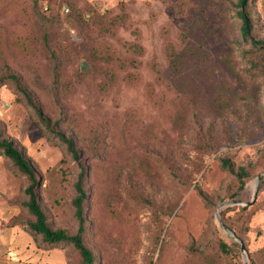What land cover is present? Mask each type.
Wrapping results in <instances>:
<instances>
[{
    "label": "rangeland",
    "instance_id": "374dc122",
    "mask_svg": "<svg viewBox=\"0 0 264 264\" xmlns=\"http://www.w3.org/2000/svg\"><path fill=\"white\" fill-rule=\"evenodd\" d=\"M232 3L0 0V77L16 76L54 130L73 139L87 170L85 243L95 264H243L237 237L248 259L264 260V78L246 59H264V0H247L251 41L261 43L252 52ZM0 131L36 167L50 228L74 232L78 162L9 82L0 86ZM222 159L233 170L254 166L232 198ZM27 185L0 155V230L17 226L35 256L18 258L0 236V262L76 264L71 248L29 235Z\"/></svg>",
    "mask_w": 264,
    "mask_h": 264
},
{
    "label": "trees",
    "instance_id": "16d2710c",
    "mask_svg": "<svg viewBox=\"0 0 264 264\" xmlns=\"http://www.w3.org/2000/svg\"><path fill=\"white\" fill-rule=\"evenodd\" d=\"M247 7V0H235V3H232L230 8L234 16L240 21V37L243 41L249 42L251 47L250 52H252L253 50L260 48L261 43H255L251 41L250 34L252 20L247 11ZM251 56L252 55L250 53H247L246 55L247 64L249 65L250 72H252L251 75L256 76L257 78H264V59L256 61ZM7 82L14 86L16 92L21 96V99L24 100V102L31 108L34 119L38 125L46 133L52 135L54 139L63 144L66 148V152L74 161L78 162V174L73 184L74 197L71 200V205L74 211L73 216L76 221V230L70 233L62 229H51L47 222L44 210L40 206L39 197L37 194L39 180L36 167L27 157L25 150L18 147L12 140L4 137L3 133L0 131V155L7 159L12 169L23 175L28 183L24 189V195L27 201L23 204V207H25L27 213L31 216L32 221L27 224V231L33 238L39 237L43 246H67L71 248V250L77 256L76 264H95L96 258L85 243L87 222L84 207L88 196L87 189L85 188L87 170L79 163V152L75 149L74 141L71 137L54 130L55 125L52 124L50 120L42 113L35 100L31 97L30 93L21 84L16 76L7 75L0 77V86L6 84ZM221 167L232 176L229 188H234L235 190L229 195L230 198L234 197L243 190L244 185L251 177V173L254 168L253 165H246L239 166L233 170L230 163L226 159L221 160ZM261 183L264 184V178L261 179ZM200 196L207 203L205 196H203L201 193ZM241 209L245 210L243 208ZM221 221L227 229L231 230L233 234H235L234 230L229 224L225 222V220H223V218H221ZM216 246L220 255L226 256L230 253V247L223 241L219 240ZM196 252H198L201 257L207 256L203 250H198ZM192 253H194L193 256L195 257V252L192 251ZM258 254L264 258V247L258 251ZM207 260L210 262V259ZM247 262L248 264H264V260L254 261L251 258H247Z\"/></svg>",
    "mask_w": 264,
    "mask_h": 264
},
{
    "label": "crops",
    "instance_id": "0c3cea01",
    "mask_svg": "<svg viewBox=\"0 0 264 264\" xmlns=\"http://www.w3.org/2000/svg\"><path fill=\"white\" fill-rule=\"evenodd\" d=\"M0 216H1V214H0ZM18 231H19V229L17 226L10 227V228L7 227V228L0 230V236L3 237L2 242L3 243H15V246L12 249V253H14L18 258L24 259L27 262H30L31 260L34 261L35 256H34V254H32L33 253L32 252L33 243H31V245H28V246H30V248H29L30 250L27 249L26 246L21 247L22 244L24 245V243H20L21 236L18 235ZM26 244H28V243H26ZM0 264H5V262L4 261H3V263L0 262ZM16 264H20V263L17 261Z\"/></svg>",
    "mask_w": 264,
    "mask_h": 264
},
{
    "label": "water",
    "instance_id": "95a60500",
    "mask_svg": "<svg viewBox=\"0 0 264 264\" xmlns=\"http://www.w3.org/2000/svg\"><path fill=\"white\" fill-rule=\"evenodd\" d=\"M85 68H86V65H85L84 63H81V65H80V70H84ZM261 175H264V172H263ZM261 175H258V176L256 177V184H258ZM254 199H255V197H253V200H251L250 202L245 203L244 206H249V205H251V204L253 203ZM230 205H231V203H222V204H220V205L217 206V209H219V208H221V207H227V206H230ZM215 218H216V221H217L219 227H220L224 232H226V233H227L228 235H230V236H234L233 232H232L231 230L227 229V228L224 226V224L222 223V221H221V219H220V217H219V215H218L217 213L215 214ZM236 240L238 241V243H239V245H240V253H241V255H242L243 264H248V262H247V255H246V252H245V248H244V246H243V244H242V242H241L240 239L236 238Z\"/></svg>",
    "mask_w": 264,
    "mask_h": 264
}]
</instances>
